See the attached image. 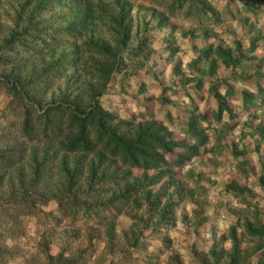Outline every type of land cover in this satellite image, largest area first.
Returning <instances> with one entry per match:
<instances>
[{
  "label": "trees",
  "instance_id": "obj_1",
  "mask_svg": "<svg viewBox=\"0 0 264 264\" xmlns=\"http://www.w3.org/2000/svg\"><path fill=\"white\" fill-rule=\"evenodd\" d=\"M227 4L225 7L233 6L229 11L240 13L253 31L248 19L263 12L264 0H228ZM181 5L200 23L209 22L217 13L210 0H170V11ZM129 6L126 0H113L106 6L101 0H0V84L10 95V108L16 113L3 115L0 126V264L21 254L15 240L28 223L36 226L41 219L48 222L51 211L45 207L52 200L59 213L55 222L62 217L69 221L82 218L87 223L83 234L88 241L98 238L96 234L111 237L116 216L142 202L150 210V217L155 215V223L170 219L172 203L161 202L159 197L168 183L162 184L161 179L172 172L166 154L175 153L174 163L189 159L197 153L198 145L205 143L207 134L205 127L197 124L196 116L183 124L185 135L191 139L188 142L184 137L175 138L171 128L154 116L127 118L100 102L115 73L123 69V55L131 57V63L146 58L145 38L134 46L127 45ZM103 12L112 23L113 35L109 39L100 34L83 35V31H95L91 19H102ZM6 14L11 17L9 24ZM258 31L249 36V56L254 55L257 42L261 40L264 46V33ZM66 35L68 38H64ZM233 48L237 54L228 46L206 45L194 59H204L206 72L214 74L218 60L227 68L236 66L243 55L238 40ZM171 67L179 72L176 61ZM135 71L129 68L122 73ZM54 77L62 78V84H57L48 100H42ZM216 83H211L209 90L219 98ZM258 88L264 97V91ZM165 89L162 84L158 99L169 101L163 96ZM240 97L253 101L252 93L245 88ZM42 104L40 113L36 106ZM146 105L145 111L150 114ZM225 107V102L217 99L216 119ZM200 116L208 120L205 114ZM176 147L182 150L175 152ZM132 167L141 169L139 177L133 175ZM157 182L159 187L153 190L151 185ZM241 227L243 234L259 239L253 249L258 251L255 264H264V225L246 219ZM126 233L129 247L135 244L138 251L145 250L144 242H135L141 233L135 222ZM228 236L230 245L224 252L227 264H239L248 251L239 247L235 225L229 226ZM128 251L130 256L134 254ZM125 252L96 259L98 264L104 260L103 264H126L125 259L129 263L137 259ZM94 254L90 245L76 248L73 256L60 264H88ZM45 257L44 264H58L50 253ZM166 264H180L178 254L171 253Z\"/></svg>",
  "mask_w": 264,
  "mask_h": 264
},
{
  "label": "rangeland",
  "instance_id": "obj_2",
  "mask_svg": "<svg viewBox=\"0 0 264 264\" xmlns=\"http://www.w3.org/2000/svg\"><path fill=\"white\" fill-rule=\"evenodd\" d=\"M126 1L130 5L127 45L134 46L141 37L145 38L146 58L140 57L131 63V57L123 55L120 65L123 69L115 73L100 102L113 113L127 118L154 116L171 128L175 138L184 137L188 142L191 139L185 135L183 124L196 116L197 124L205 127L206 141L198 145L195 155L179 163H174L175 153L166 154L172 172L161 179L162 184L168 183L159 197L161 202L171 201L170 219L155 223V215L150 217V210L142 202L135 208L128 206L116 216L112 221L111 237L96 234L98 238L88 241L83 234L87 223L82 218L69 221L62 217L55 222L59 213L52 200L45 207L51 211L48 222L41 219L36 226L28 223L24 233L15 240L21 254L10 257L5 264H44L46 253L60 264L73 256L76 248H88L89 245L95 254L88 264H98L97 256L108 258L129 249L134 254L130 256L129 251L125 254L137 259L131 263L125 259L126 264H166L168 256L174 252L178 254L180 264H227L224 252L230 245L228 232L231 225L236 227L239 247L248 251L239 264H255L258 251L253 249L259 239L243 234L241 224L247 219L254 225H264V97L258 93V87L264 91V46L261 40L257 42L254 55L250 56L247 46L249 36L256 29L264 33V10L257 18L248 19L253 23L251 31L239 17L240 13L229 11L234 9L233 6L225 7L228 0H210L217 13L207 23H200L192 12H185V5L174 6L170 11V0ZM101 2L106 6L113 0ZM103 14L102 19H91L95 31H83L82 34H100L109 39L113 35L112 23L108 21L107 12ZM69 16L72 18V14ZM6 22L11 23L9 14H6ZM235 40L240 42L243 55L239 54L233 68H227L218 60L215 73H207L205 60L194 59L206 45L228 46L234 51ZM175 61L179 72L172 70ZM129 68H136V71L123 75V70L125 73ZM60 81L62 84V78L54 77L42 100L49 99ZM215 81L219 98L226 105L219 119L214 117L219 98L209 90ZM162 84L166 87L163 96L169 101L158 99ZM140 86H143L142 90ZM243 88L252 93L253 101H242ZM10 100V95L0 84V126L3 115L16 114L10 108ZM146 104H149L150 114L145 111ZM43 107L44 104L36 106V111L41 113ZM200 114H205L208 120ZM179 150L182 148H175V152ZM131 170L139 177L140 168L132 167ZM158 187V182L151 185L153 190ZM133 222L141 231L135 242L137 245L144 242L145 250L138 251L135 244L129 247L130 242L125 241Z\"/></svg>",
  "mask_w": 264,
  "mask_h": 264
}]
</instances>
